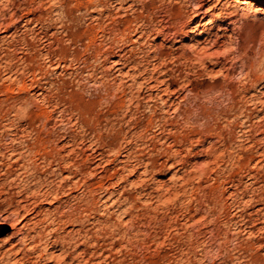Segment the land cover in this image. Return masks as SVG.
Returning a JSON list of instances; mask_svg holds the SVG:
<instances>
[{
    "label": "rangeland",
    "instance_id": "374dc122",
    "mask_svg": "<svg viewBox=\"0 0 264 264\" xmlns=\"http://www.w3.org/2000/svg\"><path fill=\"white\" fill-rule=\"evenodd\" d=\"M88 1L0 0V264H264V0Z\"/></svg>",
    "mask_w": 264,
    "mask_h": 264
},
{
    "label": "bare ground",
    "instance_id": "6f19581e",
    "mask_svg": "<svg viewBox=\"0 0 264 264\" xmlns=\"http://www.w3.org/2000/svg\"><path fill=\"white\" fill-rule=\"evenodd\" d=\"M103 1V0H102ZM122 1V0H121ZM88 2H90V0L88 1ZM115 2H117V1H115ZM243 2V4H250V3H252V1L251 0H243L242 1ZM135 5V4H134ZM199 7V6H198ZM247 7V6H246ZM196 9V8H195ZM196 11V10H195ZM126 21V20H125ZM191 22V21H190ZM196 23V22H195ZM225 51V50H224ZM228 51V50H227ZM206 54V53H205ZM226 54V53H225ZM203 55V54H202ZM202 55H200V56H202ZM213 55V54H212ZM216 55V54H215ZM214 56V55H213ZM223 57V56H222ZM202 58V57H201ZM200 58V59H201ZM228 59H230V57L228 58ZM224 60V59H223ZM215 61V60H214ZM225 61V60H224ZM224 61H223V63H224ZM119 62V61H118ZM206 62V61H205ZM228 63V62H227ZM231 65V64H230ZM223 66V65H222ZM225 66V65H224ZM228 68V67H227ZM231 69V68H230ZM226 70V69H225ZM232 70V69H231ZM221 72V71H220ZM224 73V72H223ZM243 73V72H242ZM244 74V73H243ZM224 75V74H223ZM245 75V74H244ZM227 76V75H226ZM246 78V77H245ZM253 81V80H252ZM220 84V83H219ZM243 85V84H242ZM120 86V85H119ZM218 86V85H217ZM117 87V86H116ZM245 87V86H244ZM224 88V87H223ZM238 89V88H237ZM178 90V89H177ZM223 90V89H222ZM244 90V89H243ZM123 91V90H122ZM219 91V90H218ZM234 91H235V89H234ZM121 92V91H120ZM237 92V91H236ZM220 93V92H219ZM232 93V92H231ZM231 93H230V95H231ZM261 93V92H260ZM212 94V93H211ZM229 94V93H228ZM245 94V93H244ZM251 94V93H250ZM255 94V93H254ZM224 95V94H223ZM217 96V95H216ZM233 96V95H232ZM241 96H242V93H241ZM245 98V97H244ZM225 99H227V98H225ZM248 99V98H247ZM259 99H260V97H259ZM255 100H258V99H255ZM115 102H117V101H115ZM216 102V101H215ZM214 102V103H215ZM225 102H226V100H225ZM232 102V101H231ZM262 102V101H261ZM119 103V102H118ZM227 103V102H226ZM245 103V102H244ZM252 103V102H251ZM259 103V102H258ZM263 103V102H262ZM262 103H260V104H262ZM264 104V103H263ZM116 105V104H115ZM228 105H229V103H228ZM233 105V104H232ZM236 105V104H235ZM244 105V104H243ZM85 106H87V105H85ZM252 106H254V105H252ZM88 107V106H87ZM229 107V106H228ZM245 107V106H244ZM259 107V106H258ZM29 108V107H28ZM237 108V107H236ZM88 109V108H87ZM86 109V110H87ZM228 109V108H227ZM233 109V108H232ZM243 109V108H242ZM224 110V109H223ZM239 110V109H238ZM238 110H237V112H238ZM256 110V109H255ZM23 111H25V110H23ZM245 111V110H244ZM248 111V110H247ZM36 113V112H35ZM247 113V112H246ZM251 113V112H250ZM30 114H32V113H30ZM80 114V113H79ZM249 114V113H248ZM253 114V113H252ZM29 115V114H28ZM234 115V114H233ZM240 115H242V114H240ZM258 115V114H257ZM34 116H35V114H34ZM225 116V115H224ZM252 116H254V115H252ZM83 117H85V116H83ZM258 117H260V116H258ZM91 118V117H90ZM244 118V117H243ZM251 118V117H250ZM232 119V118H231ZM233 119H234V117H233ZM258 119V118H257ZM261 119V118H260ZM237 121V120H236ZM247 121V120H246ZM250 121V120H249ZM229 122V121H228ZM256 122V121H255ZM234 123V122H233ZM239 123V122H238ZM241 123V122H240ZM218 124V123H217ZM261 124V123H260ZM260 124H259V126H260ZM244 125V124H243ZM242 125V126H243ZM254 125V124H253ZM258 125V124H257ZM250 126V125H249ZM256 126V125H255ZM262 127V126H261ZM243 128V127H242ZM245 128V127H244ZM243 128V129H244ZM247 128V127H246ZM256 128H257V126H256ZM251 129H253V128H251ZM247 130H249V129H247ZM260 130H261V128H260ZM242 131V130H241ZM244 131V130H243ZM248 133V132H247ZM249 136V135H248ZM251 137V136H250ZM264 137V136H263ZM249 139V138H248ZM263 139V138H262ZM254 141V140H253ZM257 141V140H256ZM259 141H261V140H259ZM263 142V141H262ZM254 144H256V143H254ZM258 149V148H257ZM261 151H259V153H260ZM264 152V151H263ZM251 155H252V153H251ZM250 156V155H249ZM262 156V155H261ZM259 158V157H258ZM258 158L256 159V160H258ZM245 161V160H244ZM262 162V161H261ZM252 175V174H251ZM250 175V176H251ZM252 177V176H251Z\"/></svg>",
    "mask_w": 264,
    "mask_h": 264
}]
</instances>
